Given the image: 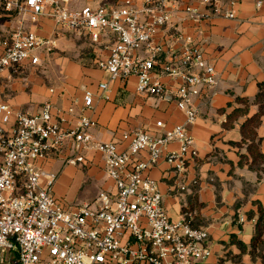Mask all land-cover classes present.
Instances as JSON below:
<instances>
[{
	"label": "built area",
	"instance_id": "2783aa9c",
	"mask_svg": "<svg viewBox=\"0 0 264 264\" xmlns=\"http://www.w3.org/2000/svg\"><path fill=\"white\" fill-rule=\"evenodd\" d=\"M202 2L208 11L186 4L190 19L199 22L221 13L218 0ZM0 3L23 18L50 17L93 42L105 33L115 36L108 56L96 61L108 77L98 83L97 91L85 89L79 111L77 104L61 109L51 101L36 112L0 102V264H197L210 257L209 231L193 225V213L171 218L158 182L149 173L165 159L177 175L180 192L198 184L187 178L188 166L199 154L190 132L201 112L195 99L203 88L212 89L219 82L215 66L192 34L174 28L171 37L181 42L178 50L156 38L171 22L180 0H124L81 8H72L71 0ZM256 3L261 7L264 0ZM224 15L235 18V11ZM56 49V37L19 26L2 41L0 76L26 61L40 65L42 55ZM165 76L176 84H166ZM131 78L136 79L138 93L175 103L184 119L162 133H125V149L115 141H96L91 128L97 121L86 112L97 100L111 99L112 82L128 83ZM66 114L76 115L73 126L63 125ZM156 124L166 128L164 121ZM70 141L71 164L84 162L90 151L103 155L114 192L101 191L92 202L69 208L56 196L58 173L46 170L42 162ZM171 143L178 148L168 150ZM144 150L148 158H136Z\"/></svg>",
	"mask_w": 264,
	"mask_h": 264
},
{
	"label": "crops",
	"instance_id": "0c3cea01",
	"mask_svg": "<svg viewBox=\"0 0 264 264\" xmlns=\"http://www.w3.org/2000/svg\"><path fill=\"white\" fill-rule=\"evenodd\" d=\"M73 1L72 8H81L121 4L124 0ZM186 4L208 11L202 0H180L171 22L156 38L168 48L178 50L181 42L171 37L174 28L192 34L218 75V84L212 89L203 88L195 99L201 112L190 126L199 154L188 166L187 178L189 182L197 179L198 184L180 192L177 175L165 159L149 173L158 182L171 218L180 220L184 213H193V225L209 231L212 254L197 264H264V241L254 249L251 245L260 216L259 205L264 207V159L254 161L248 149L249 139L241 147L233 144L242 141L243 124L251 117L260 116L261 123L252 128L261 139L259 150L264 153V99L257 100L260 84L264 83V4L258 7L256 0H218L221 13L211 14L210 18L199 22L189 18ZM231 9L235 11V18L224 15ZM35 17L36 22H31L29 14L23 18L15 11H7L0 3V50L2 41L22 25L40 36H54L57 40L56 51L51 55L43 54L40 65L32 66L26 61L1 74L0 102L36 112L44 102L51 101L61 109L77 104L79 111L85 89L97 91L98 83L106 78L107 74L96 61L108 56L115 36L109 32L98 42L70 40L64 33L69 31L52 18ZM38 68L44 70L46 81L30 79L29 85V70ZM163 81L168 85L176 84L166 76ZM135 85V78L128 83L112 82L111 99L97 100L94 109L86 112L97 121L91 128L96 141H115L120 149H125L128 144L123 139L125 133L135 129L162 133L184 119V113L175 103L140 94ZM65 116L68 120L63 124L65 127L76 123V115ZM159 120L166 123V128L157 126ZM177 148V143L168 145V150ZM73 153L70 141L60 152L42 162L46 170L58 173L55 194L66 207L81 205L74 204L81 194L88 196L84 204L92 202L101 191H115L100 152H88L85 161L79 164L68 162ZM148 154L144 150L136 158L147 159ZM242 154L247 157L241 160ZM240 241L247 245L245 250Z\"/></svg>",
	"mask_w": 264,
	"mask_h": 264
},
{
	"label": "trees",
	"instance_id": "16d2710c",
	"mask_svg": "<svg viewBox=\"0 0 264 264\" xmlns=\"http://www.w3.org/2000/svg\"><path fill=\"white\" fill-rule=\"evenodd\" d=\"M260 88H261V92H259L258 96H257V100L259 102H261L262 99H264V83L260 84ZM262 107V104H261ZM261 123V118L260 116H254L249 118L244 124H243V128H242V132H243V139L241 142L239 143H233L235 145L238 146H242L244 143L247 142V140H251V143L248 145V149L249 152L253 154L254 157V161L256 159H264V153H262L259 150V141L261 139L258 138L257 136V132L255 129L252 128L253 127H257L259 124ZM247 155L246 154H242L241 155V160L246 158ZM252 167V165H251ZM259 212H260V216L257 222V230H256V234L252 239V248H256L259 243L264 241L263 235H264V207L262 205H259ZM239 244L241 245V247L245 250L247 245L240 241Z\"/></svg>",
	"mask_w": 264,
	"mask_h": 264
},
{
	"label": "rangeland",
	"instance_id": "374dc122",
	"mask_svg": "<svg viewBox=\"0 0 264 264\" xmlns=\"http://www.w3.org/2000/svg\"><path fill=\"white\" fill-rule=\"evenodd\" d=\"M71 1H73V0H71ZM76 0H74L73 1V3L75 2ZM36 17L35 16H33V15H31V14H29V21H31V22H36ZM65 34H66V36H67V38L68 39H70V40H76L77 41V38H80V39H89V40H91L92 41V39L89 37V36H80V35H78V34H75V33H71V32H68V33H66V32H64ZM75 41V42H76ZM77 44V43H76ZM44 70L43 69H41V68H38V69H34L33 71L31 70H29V85H30V79H33V80H36V79H44L45 81H46V79L44 78V76H45V74H44V72H43ZM108 77V75H106V78ZM105 78V79H106ZM52 90H54V89H52ZM86 198H88V196L86 195V194H81V195H79L78 196V199L76 200V202L74 203V204H83V202H85L86 200H88V199H86ZM62 200V199H61ZM63 201V200H62Z\"/></svg>",
	"mask_w": 264,
	"mask_h": 264
}]
</instances>
